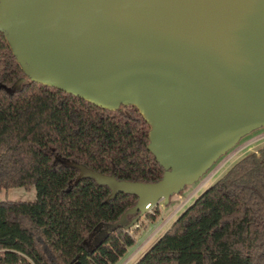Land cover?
Returning a JSON list of instances; mask_svg holds the SVG:
<instances>
[{
  "label": "water",
  "instance_id": "water-1",
  "mask_svg": "<svg viewBox=\"0 0 264 264\" xmlns=\"http://www.w3.org/2000/svg\"><path fill=\"white\" fill-rule=\"evenodd\" d=\"M0 32L29 80L110 110L133 105L148 124L159 179L71 163L110 196H136L107 227L165 204L264 128V0H0Z\"/></svg>",
  "mask_w": 264,
  "mask_h": 264
},
{
  "label": "trees",
  "instance_id": "trees-1",
  "mask_svg": "<svg viewBox=\"0 0 264 264\" xmlns=\"http://www.w3.org/2000/svg\"><path fill=\"white\" fill-rule=\"evenodd\" d=\"M148 129L133 105L110 110L29 80L0 32V189L35 191L32 201L0 200V264L122 257L133 244L122 224L93 246L86 236L117 222L136 196L74 179L71 163L155 181L163 169L146 148ZM131 264H264V144L234 161Z\"/></svg>",
  "mask_w": 264,
  "mask_h": 264
},
{
  "label": "rangeland",
  "instance_id": "rangeland-1",
  "mask_svg": "<svg viewBox=\"0 0 264 264\" xmlns=\"http://www.w3.org/2000/svg\"><path fill=\"white\" fill-rule=\"evenodd\" d=\"M264 144V128H257L246 134L238 140L225 154L221 155L195 182L186 185L178 193L172 194L167 204L159 201L146 209L144 212H130L124 216L123 226L127 224L134 216L136 221L131 224L126 232L133 240V244L129 246L125 254L118 258L113 264H131L138 258L155 239L169 226L172 220L187 206L194 198L203 191L209 184L218 178L234 161L240 158L248 151L255 150ZM86 169L78 168L76 175H86ZM35 198V191L32 185L28 187H12L0 189V200H23L32 201ZM150 216H153L150 219ZM105 224L99 225L92 233L86 237L87 246H93L95 238L102 232L106 233L108 229ZM125 230V228H124Z\"/></svg>",
  "mask_w": 264,
  "mask_h": 264
}]
</instances>
